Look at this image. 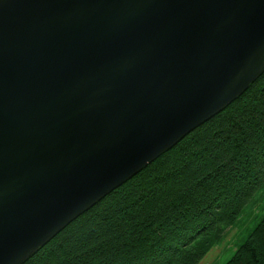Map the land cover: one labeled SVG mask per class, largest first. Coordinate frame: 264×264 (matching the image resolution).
I'll use <instances>...</instances> for the list:
<instances>
[{"label": "water", "instance_id": "obj_1", "mask_svg": "<svg viewBox=\"0 0 264 264\" xmlns=\"http://www.w3.org/2000/svg\"><path fill=\"white\" fill-rule=\"evenodd\" d=\"M264 74V0H0V264Z\"/></svg>", "mask_w": 264, "mask_h": 264}, {"label": "trees", "instance_id": "obj_2", "mask_svg": "<svg viewBox=\"0 0 264 264\" xmlns=\"http://www.w3.org/2000/svg\"><path fill=\"white\" fill-rule=\"evenodd\" d=\"M264 192V74L25 264H198ZM226 264H264V214Z\"/></svg>", "mask_w": 264, "mask_h": 264}, {"label": "rangeland", "instance_id": "obj_3", "mask_svg": "<svg viewBox=\"0 0 264 264\" xmlns=\"http://www.w3.org/2000/svg\"><path fill=\"white\" fill-rule=\"evenodd\" d=\"M263 214L264 192L258 199H255L240 220L226 230L221 240L212 246L204 259L198 264H226Z\"/></svg>", "mask_w": 264, "mask_h": 264}]
</instances>
